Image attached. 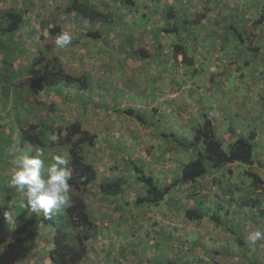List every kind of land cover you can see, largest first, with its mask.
I'll list each match as a JSON object with an SVG mask.
<instances>
[{
  "label": "rangeland",
  "instance_id": "obj_1",
  "mask_svg": "<svg viewBox=\"0 0 264 264\" xmlns=\"http://www.w3.org/2000/svg\"><path fill=\"white\" fill-rule=\"evenodd\" d=\"M66 1L68 2V0H32V12L25 28L26 33H19L21 35L18 36L16 42L25 43L27 48L30 47L33 50L31 46H34V43L43 36L42 40L45 39L43 42L51 45L54 39L48 29L42 28V22L50 21V24L57 25L54 20L58 18L65 20L64 24L59 23L58 25H61L63 32L66 31L71 35L73 43L63 49L57 48L58 55L67 70L71 71L74 76H85L88 81L89 79L94 81L92 85L96 88V92L89 93V95H92L96 102L78 105L73 102L72 96L67 99L70 102L58 96L52 100L48 98L49 101L46 103L55 105V110L63 111L67 121L68 119L70 121L80 120L85 123L86 130L97 135V143L94 147H88L86 155L87 159L100 172H104V177H109L108 175H112V172L128 175L132 169L130 163L134 160H141L146 162L148 169H153L154 173L160 174L162 184L166 185L175 177L173 174L180 165L179 160L182 163H187L194 157L185 161L189 151L178 152L181 150L180 147L177 148V151L175 143L157 134L156 131H174L190 139L192 126L197 124L195 122H203V112L208 113L213 119L225 147H227L225 142L230 143L234 138V135L229 133V127H232L240 135L249 134L252 130L256 131L257 142L261 146L259 151L264 157V125H262L264 108L260 107L261 99L257 96L258 92L264 95V79H262L264 77V54L255 55L250 49H244L248 55L242 56L245 60H249L250 66L246 67L240 59L229 69L228 78L226 80L224 78V81L221 80V75L218 74L231 55L221 49L227 46L226 42L223 43V38L228 31L223 33V30H220L219 33L223 34L214 38L209 34L210 30L206 29L209 25H205L202 30L204 37H198L197 40L202 47L201 53L197 54L199 59L197 66L200 70H204V76L186 77L184 72L189 71L180 67H176V69L175 65L171 63L172 61L164 64V66L167 65L168 70L160 71L155 65L166 62V58L163 56L152 57L148 61H135V56L129 54L130 50H136L138 47L156 53L159 42L162 45L167 44V40L175 42V35L173 38H167V34H162L157 38L156 27H171L177 22H180L179 25H181L183 19L189 20V26H193L194 19L201 11L199 5L202 0H160V3H155L156 5L152 0H146L147 4L119 9L116 11L117 14L121 13L117 16L118 21H122L118 22L119 28L113 31L112 28L107 27L110 31L108 34V30L106 31L103 26L101 31L105 35L104 39L92 40V42L81 38V35L86 33L83 28H88L86 22L74 24L71 19H66L62 14L61 9ZM213 1L215 2L213 4L215 12L220 13L219 19L227 17L230 13H235L239 23L247 22L243 15L250 9L249 4L252 0H212V3ZM263 1L255 0L254 2L262 3ZM14 2H17L20 7L27 5L24 0H6L3 5L10 6ZM159 8L165 10L166 18L156 16L158 14L154 10L159 12ZM132 10L133 12L130 13ZM127 11L128 13H125ZM171 12H174V16L169 17L168 14ZM142 13H146V16L141 18ZM254 17H258V15L254 13ZM229 22L230 18L228 17L223 21V24L227 27ZM194 27L192 28L194 29ZM255 29L264 31V27L260 26ZM33 30L36 31L35 34L31 33ZM256 34L259 36L255 43L262 49H260L261 53H264V32L260 34L259 31H256ZM25 40L30 41L29 45ZM185 42L191 44L194 43V39L192 37L185 38ZM163 50L165 51V48ZM189 50L191 51V48ZM24 53L26 59L28 54L26 51ZM237 53L239 54V52ZM2 57L3 55L0 56V68L3 67ZM18 57L11 61L13 66L8 65L7 68L11 74L14 69L17 76L23 72L20 67L26 61L24 58ZM167 60H169L168 57ZM0 72L3 75L4 69ZM7 72L5 71V74ZM212 73H216V81H211ZM183 74L184 78L182 79L180 77ZM239 74H244V78L238 80ZM24 78L25 76L22 74L19 80ZM172 78H176V81ZM251 86L253 90L249 100L250 94L244 93V90L247 91ZM2 91L0 88V125L4 126L0 130L3 129L6 138L12 135V132L15 133L13 137L17 138V132L9 126L8 122L13 123L15 120L13 109L18 103L10 95L12 100L10 99L11 101L4 105ZM61 91L63 96H66L67 92ZM12 92L13 89L9 91V93ZM87 94L88 92H86ZM241 94L248 97L244 102L241 100L243 98V96L240 97ZM46 98L47 96L43 97V99ZM100 104L102 108L98 111L96 109H99ZM238 104L240 105L238 106ZM249 104H252V107L251 105L247 107ZM130 107L137 113L144 114L148 123H152V125L144 126L136 123L129 116L118 115L112 110ZM232 111L240 112L239 116L235 117ZM43 115L50 117L51 113L44 110L37 117L36 115L29 116L30 122L37 123ZM7 142L4 145L6 150H0V262L5 256H8L9 263L4 264H21V262H17V251L11 253L12 249L9 250V243L14 242L17 245L20 242L15 240L12 231L16 230V225L21 227L24 225L21 222L22 217L18 213L22 212L24 208L21 209L17 206V210H15L4 199L5 191L11 188L9 181L16 171L14 159H12V165H5L4 163L8 161L1 155L15 146L12 139L8 144ZM238 172V168L235 169L234 178L239 175ZM262 174L264 177V172ZM217 177L212 176L202 181L196 191L200 192L201 197L205 199V207L215 201L218 203L227 200L223 203L226 204L229 214H223L226 209L222 210L223 213L220 212V224L209 219H205L199 224L188 223L176 209L165 207L166 202L162 204L164 206L156 208L142 207L139 210L134 206L131 210L124 209L123 216L120 218V212L114 211L116 203L104 201L97 195L93 196L91 192L94 190H92L90 192L92 214L99 227L100 235L90 245L96 252L90 249L84 264H103L101 258L107 252L111 253L112 264H154L155 258L160 261V258L165 257L174 260L176 257H183L177 264H264V240L255 243L248 240L249 234L255 230L259 229L264 232V219L258 215L260 213L258 209L264 212V203L261 208L257 206L256 208L248 206L239 208L236 205V200L242 197L246 188L240 191L233 190L232 194H226L225 186L222 185L226 179H217ZM240 185L242 184L240 183ZM13 190L15 192L16 188L13 187ZM134 193L135 190H128L127 201L135 200ZM184 194L188 195L191 192L182 193V195ZM252 196L254 195L252 194ZM174 199L175 197H170L168 200L172 202ZM181 199L189 207L194 204L193 198L186 200L181 197ZM15 200H18L17 203H25L21 197H17ZM232 200L235 202L231 203ZM6 211L11 212L15 223L7 222L4 219L3 213ZM125 231L127 234L122 236ZM155 232H163L164 235L159 236L158 233L155 236ZM237 237L244 240V246L239 245ZM138 241L141 243L137 245ZM22 243L24 246L28 245L27 241ZM155 244L168 246V248L157 250L154 248Z\"/></svg>",
  "mask_w": 264,
  "mask_h": 264
},
{
  "label": "trees",
  "instance_id": "obj_2",
  "mask_svg": "<svg viewBox=\"0 0 264 264\" xmlns=\"http://www.w3.org/2000/svg\"><path fill=\"white\" fill-rule=\"evenodd\" d=\"M24 1L27 5L22 6V8L18 6L17 2L10 4V6H5L3 3L6 0H0V56L3 55L1 59L3 67L0 70L4 69L3 75L0 72V88L4 91L1 94L5 100L4 105L12 100L10 95L18 103L13 109L15 120L13 123L8 122L9 126L17 132V138L13 137L15 134L13 132L12 135L6 138L4 137L3 129L0 130V150H6L4 145L10 139L13 140L15 146L1 155L6 157L5 160L8 161L4 163L5 165H12V159L16 156L22 154L34 156L36 149L42 148L45 153L42 158L45 159L47 166L53 162V155L68 154L69 164L67 167L71 173V179L69 180L71 185V206L54 214L49 219L45 217L43 212L33 213L24 207V203H17L18 200H15L17 197H21L25 201V197L17 189L14 192L11 186L5 191L4 199L9 206H13L15 210H17V206L21 209L24 208L22 212H18L24 225L22 227L16 225V230L12 231L15 240L20 242L17 245L14 242L9 243V250L11 251L12 249L11 253L17 251V262H21V264H84L87 261L90 249H92L90 245L100 235L99 227L92 214L91 193L93 196H99L104 201L115 202L114 211L120 212V218L123 216L122 211L124 209L131 210L134 206L138 207L139 210L142 207L156 208L164 206L162 204L166 202L165 207L169 206L170 209H176L188 223L199 224L205 219H209L216 224H220V212L223 213L225 211L226 204L223 202L227 200H222L218 203L215 201L205 207V199L201 197L200 192L196 191L198 190L197 186L202 181L212 176H218L217 179H226L222 183L225 186L226 194H232L233 190L240 191L246 188V192L242 197L236 200V205L239 208L246 206L261 208L263 206L264 177L262 172H264V157L259 151L261 146L257 142V132L252 130L249 134L240 135L232 127H229V133L234 135V138L230 143L225 142L227 144V147H225L219 136L217 126L206 112L202 113L203 122H195L197 124L192 126L190 139L174 131H156L157 134L175 143L176 150L180 147L181 150H177L178 152L189 151L188 156L184 159L185 161L194 157L187 163H182L179 160L180 165L174 172L175 174H173L175 177L166 185L162 184L160 174L154 173L153 169H148L146 162L141 160H134L130 163L132 169L128 175L112 172V175H108L109 177H104V172H100L87 159L86 155L88 147H94L97 143V135L86 130L85 123L80 120L70 121L68 119L67 121L63 111L61 112L60 109L55 110V105H47L46 103V101H49L48 98L52 100L58 98V96L66 100L69 96H72L73 102L78 105L96 102V99L89 95V93L96 92V88L92 85L94 81L91 79L88 81L85 76H74L71 71L67 70L58 55L59 50L55 45V39L63 32L61 25L58 24H64L65 20L59 18L54 20L57 25L50 24V21L42 22V28L48 29L49 34L54 39L51 45L43 42L45 40H42L43 36L34 43V46H31L33 50L30 47L27 48L28 46L25 43L16 42L18 36L21 35L19 33H26L25 28L32 12V0ZM254 1H251L249 4L250 9L243 15L247 22L242 24L238 22L235 13H230L227 17L219 19L218 15L220 13L214 10L215 6L213 4L215 2L202 0L199 5L201 11L198 12L196 19H194L195 24L193 23V26H189V20L183 19L181 25H179L180 22H177L171 27H156L157 38L162 34H167V38H173L175 35V42L167 40L165 45L159 42L156 53H152L143 47H138L136 50H130L129 54L131 53L135 56V61H148L152 57L158 56L160 58L163 56L166 58V62L155 65L160 71L168 70L167 65L164 66V64L172 61L171 63L175 65V68L180 67L189 71L184 72L186 77L204 76V70H200L197 66L199 60L197 54L201 53L200 50L202 48L197 40L199 39L198 37H204L202 30L205 25H209L206 29L210 30L209 34L213 35L214 38L228 31L223 38V43L226 42L228 47L226 46L227 49L225 47L221 49L231 55L227 58V63L223 64L222 71L218 74L221 75V80L224 81V78L225 80L228 78L229 69L238 63L240 59L246 67L250 66L249 60H245L242 56L244 54L248 55V52L244 51V49H250L255 55L261 54L260 46L255 43L257 36H259L256 31H259L260 34L264 31L256 30L255 28L264 27V1L262 3ZM152 2L156 5L155 3H160V0H152ZM138 4H147V1L68 0V2L64 3L61 10L65 18L71 19L74 24L79 22L88 24L87 29L83 28L86 33L82 34L81 38L92 42V40L104 39L105 35L101 31L103 26H105L106 31L108 30L107 27L112 28L113 31L119 28V23L122 21H118L117 16L121 13L117 14V10L126 9V7L127 9L128 7L134 8ZM139 6L142 7V5ZM159 10V12L154 10L158 14L155 15L161 18L165 17V10L161 8ZM132 12L133 10L130 13ZM125 13H128V11ZM254 13L258 17H254ZM136 14L138 15L137 12ZM173 14L174 12H171L168 15L172 17L174 16ZM140 16L141 18L145 17L146 13H142ZM228 17L230 22L226 27L223 21ZM253 29L255 30L252 31ZM220 30H223L222 34L219 33ZM107 32L108 34L110 33L109 30ZM31 33L35 34L36 31L33 30ZM123 33L126 34L125 32ZM191 37L194 39V43L188 44L185 42V38ZM25 42L29 45L30 41L25 40ZM164 48L165 51L163 50ZM189 48H191V51ZM25 51L28 54L26 59ZM15 57L26 60L20 67L23 72L18 76L14 69L12 74L7 69L8 65L13 66L11 61H14ZM167 57L169 60H167ZM5 71H8L7 74H5ZM22 74L25 78L19 80ZM184 74L180 78L183 79ZM216 77V73H212L211 81H216ZM242 78H244V74H239L238 80ZM173 80L176 81V78ZM11 89H13V92L9 93ZM61 90L67 92L65 93L66 96H63ZM252 90V86L247 91L244 90V93L250 94L248 96L249 99H251ZM86 92H88L87 95ZM46 96L47 98L43 99ZM242 96L241 100L244 102L248 97L244 94L240 95V97ZM257 96L261 99L260 107L262 108L263 106L264 108V95L258 92ZM67 101L70 102L69 100ZM100 103L102 102L100 101ZM250 105L252 107V104L247 105V107H250ZM84 108L86 109L87 107ZM100 108H102L101 104L99 109L96 110L100 111ZM44 110L50 112L51 116L46 117L43 115L38 119L37 123L30 122L29 116L36 115L37 117ZM112 110L118 115L129 116L136 123L138 122L148 127L152 125V123H148L144 114L137 113L131 107ZM232 113L235 117L240 114V112L234 111ZM262 125H264V122ZM3 126L0 125V128ZM187 130L189 132V129ZM52 135L57 137L55 141L51 140ZM9 147H11L10 144ZM171 159L173 160V157ZM235 166L239 170V175L236 178H234V171L237 169H234ZM238 178L244 180L240 181ZM245 178L247 179L246 181ZM129 189L135 190V200L127 201L126 195ZM185 192H191V194L182 195ZM170 197H175L174 201L168 200ZM181 197L186 200L193 198L194 204L192 207L187 206L186 203L184 204ZM120 201H123V203H120ZM233 202L235 201L232 200L231 203ZM258 210L260 211L258 213L259 217L264 219L263 210ZM223 214L227 215L229 211L226 209ZM158 233L155 232V236ZM125 234H127L126 231L123 232L122 236H125ZM160 235H164L163 232H160ZM36 239L38 241H35ZM168 239L170 240V238ZM237 240L239 245L244 246L243 239L237 237ZM24 241H27V246L23 245L22 242ZM140 243L141 241H138L136 244ZM133 244L135 243L133 242ZM154 248L164 250L168 246L155 244ZM92 251L96 252L95 249H92ZM110 257V252L105 253L103 258H101V262L103 264H112ZM7 258L8 256H5L0 264L9 263ZM182 259L183 257H176L175 260L165 257L160 258V261H158L159 259L155 258L154 264H177Z\"/></svg>",
  "mask_w": 264,
  "mask_h": 264
},
{
  "label": "clouds",
  "instance_id": "obj_3",
  "mask_svg": "<svg viewBox=\"0 0 264 264\" xmlns=\"http://www.w3.org/2000/svg\"><path fill=\"white\" fill-rule=\"evenodd\" d=\"M72 43L68 32H62L55 39L57 48L63 49ZM57 137L51 136L55 141ZM44 150L37 148L34 156L26 154L14 158L16 171L9 183L25 197L24 207L33 213L43 212L46 218L71 206V173L68 169V154L53 155L52 163L45 164ZM7 222L15 223L10 211L3 213ZM248 240L255 243L264 240V232L257 229L251 232Z\"/></svg>",
  "mask_w": 264,
  "mask_h": 264
},
{
  "label": "crops",
  "instance_id": "obj_4",
  "mask_svg": "<svg viewBox=\"0 0 264 264\" xmlns=\"http://www.w3.org/2000/svg\"><path fill=\"white\" fill-rule=\"evenodd\" d=\"M262 50V49H261ZM264 52V51H263ZM261 54H264V53H261ZM262 79H264V77H262ZM250 100V99H249Z\"/></svg>",
  "mask_w": 264,
  "mask_h": 264
}]
</instances>
